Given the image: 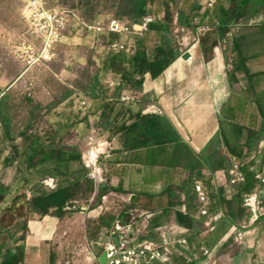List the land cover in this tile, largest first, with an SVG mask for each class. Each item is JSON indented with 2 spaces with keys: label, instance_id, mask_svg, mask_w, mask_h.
<instances>
[{
  "label": "crops",
  "instance_id": "crops-1",
  "mask_svg": "<svg viewBox=\"0 0 264 264\" xmlns=\"http://www.w3.org/2000/svg\"><path fill=\"white\" fill-rule=\"evenodd\" d=\"M171 1L180 11L179 30L184 28L199 38L193 45L192 58L185 61L170 44L159 43L157 46L174 49V61L156 79L145 75L142 88L136 90L140 99L137 103L125 104L119 113L114 109L115 115L120 116L117 125L132 123L136 114H148L147 108L155 105L172 121L196 156L219 133L221 120L253 129L259 134V140L251 149L245 146L241 156H232L223 148L231 161L235 159L242 164L245 182L229 190L226 169L213 171L207 167L201 169V178L192 182L191 171L183 166L151 162L169 160L170 150L160 156L147 150L125 151L122 133L108 131V138L95 141L93 137L102 153L103 174L96 181L90 180L94 195L89 205L79 207V202L73 200L68 205L74 210L67 211L63 218L52 213L43 216L33 213L26 222L24 240L17 243L24 246L23 264H50L51 258L53 264H100L103 246L111 241L117 222H128L127 218L124 223L126 213L118 218L117 207L153 214L136 225L133 243L161 242L159 229L165 228L169 242L180 238L189 241L187 249H183L185 262L202 264L196 262L194 249L200 246L201 252L205 242L214 240L220 249L228 239L233 236L236 239L233 231L236 226L242 239L227 246L237 245L239 249L240 257L233 262L249 264L248 256L260 255V264H264V183L256 177L264 173V0H218L213 8L206 7L208 0ZM159 2L172 6L169 0ZM151 9L149 6L148 13ZM157 23L163 24L168 32L152 29L150 32L163 35L170 32V22ZM237 26L240 30L231 38L229 34ZM202 27H207V31L200 34ZM91 130L94 132V127ZM246 136L247 130L243 142ZM16 169L14 160L0 163V188L5 192L0 207L6 202V207L10 206L13 196L9 201L8 197L18 188ZM83 173L88 175L86 169ZM196 182H201L210 193L209 210L214 212L207 218L197 210ZM101 192L104 195L99 204L93 206ZM250 196L257 197V210L245 205V199ZM3 243L5 248L14 246L12 240L0 238V244ZM174 248L181 249V246ZM192 254L193 258L188 257ZM242 255L247 258L241 259ZM1 261L0 256V264Z\"/></svg>",
  "mask_w": 264,
  "mask_h": 264
},
{
  "label": "rangeland",
  "instance_id": "rangeland-1",
  "mask_svg": "<svg viewBox=\"0 0 264 264\" xmlns=\"http://www.w3.org/2000/svg\"><path fill=\"white\" fill-rule=\"evenodd\" d=\"M27 1L0 0V99L4 95L8 96L5 112L11 118L9 140L4 138L0 120V163H4L6 159L16 161L19 185L16 191L8 197V201L11 196L21 200L17 205V210L15 208L12 214L6 213L7 202L0 207V223L7 222L9 226L6 230L0 231L2 240L6 239L9 234L18 237L25 232L22 227L26 226L27 220L32 217L26 204L30 202L32 191L37 189L35 186L37 182L42 184L43 180L54 178L58 186L72 188L71 201L79 202V207L89 205L94 195V186L88 175L85 176L83 173L85 172L83 163L77 161L47 162L44 165L26 169L24 159L27 153L24 139L37 136L43 144L52 145L55 150H60L67 155L84 154L83 152L86 153L90 147L91 137L99 141L109 137L108 131L118 130L120 126L117 125V121L120 116L115 115L114 109L117 108L118 113L125 109L126 103L122 102L120 97L125 89L131 88L127 86L119 89L123 85L122 81L120 86L113 88L109 86L108 81L120 75L108 67V60L111 56L107 50L108 43L117 41L127 45L134 44L136 49L139 44L150 53L159 43L170 44L176 49L179 58L195 44V35L188 31L182 32L177 26L180 23V11L176 9L175 3L169 0L172 6L167 7L159 0H151L149 6L152 7V12L148 14L156 16L158 21L169 17L170 32L168 34H157L149 30L141 36L111 35L98 42L94 36L76 27H69L63 33L61 42L55 49V58L51 62L27 69L18 51L20 43L30 38L21 15ZM84 1L43 0L48 10L72 11L87 23H107L111 19L129 21L117 16V9L112 7V2L106 0H92L93 11L90 16H86V8L82 5ZM187 18L189 20V16ZM125 56L124 66L129 68L132 56L126 54ZM81 98L89 101L90 108L86 112L80 111L76 105ZM138 100H140L139 95ZM100 111L102 113L98 115ZM92 127H94V132L91 130ZM90 131L93 133L91 137ZM14 148L16 154H19L17 158L13 156ZM42 187L43 190L49 191L44 188L43 184ZM101 198L97 196V201L93 203V206L99 204ZM129 212L128 207H117L116 214L120 219V214L126 213L129 220ZM213 212L214 210H209V215ZM138 214L142 213L138 212ZM144 218V216H139L136 225H140ZM233 239H228L226 245L220 249L216 247L215 240L210 243L205 242V248L209 250L210 256L201 253L200 246H198L197 250L194 249V253L197 252L196 262L235 264L234 262L240 257L239 249L236 248L237 245H234V248H227L228 244L237 242ZM6 244L11 245L9 241ZM189 248L190 251L192 247L189 245ZM183 249L182 246L181 249H175L171 264H189L185 262L187 260L184 257L185 249ZM188 257L193 258V254ZM245 258L247 256H241V259ZM248 258L249 264H260V255L248 256Z\"/></svg>",
  "mask_w": 264,
  "mask_h": 264
},
{
  "label": "trees",
  "instance_id": "trees-1",
  "mask_svg": "<svg viewBox=\"0 0 264 264\" xmlns=\"http://www.w3.org/2000/svg\"><path fill=\"white\" fill-rule=\"evenodd\" d=\"M112 2V7L117 9L116 15L120 18H126L131 23H138L144 16L148 14L149 3L151 0H106ZM92 0H85L82 4L86 8L85 15L90 16L93 11ZM166 22H170L169 17ZM150 29L167 33L163 24L155 23ZM175 51L172 47L157 46L150 53L142 45H137L134 56L130 58L129 68L124 66L126 56L124 53L111 55L108 60V67L121 77L122 87H129L134 90L142 88L144 77L150 74L153 79L158 78L172 64L175 59ZM247 73L248 69H245ZM8 96L4 95L0 99V120L4 138L10 139V123L11 118L6 113V104ZM135 120L130 124H122L117 132L122 133V145L125 151L147 150L151 154H158L171 151L169 160L158 162L151 160L152 163H162L172 166H183L191 171L192 182L201 178V169L207 167L213 171L221 169H229L231 159L229 155L224 154L223 148L232 156H241L244 147L251 149L259 140V134L253 129H246L243 125L231 121L221 120L220 131L207 144L200 156H196L189 146L184 143L181 135L176 129L172 121L163 115L158 114H136ZM247 130V136L243 142L244 132ZM26 141V155L24 165L26 169H32L47 162L66 163V162H82V156L79 154H65L60 150H55L52 145H45L37 136H31ZM14 148V158L16 154ZM44 177V176H43ZM36 190L32 191L30 202H27L28 211L31 214L40 216L52 213L59 218H63L68 212L66 206L70 204L72 196V188L70 186H58L55 190H43L42 184H35ZM5 192L0 188V199ZM104 194L101 192L98 197ZM172 195V194H171ZM20 198H13L10 206L6 209L7 214H12L17 210ZM127 222L125 216L124 223ZM7 222L0 223V231L7 229ZM9 227V226H8ZM26 226L22 227L25 231ZM16 233V232H15ZM6 239L12 240L14 246L6 247L5 243L0 244L1 264H23L24 246L18 244L24 240V233L15 237L9 234ZM2 250H4L2 252ZM53 258L51 263L53 264Z\"/></svg>",
  "mask_w": 264,
  "mask_h": 264
},
{
  "label": "built area",
  "instance_id": "built-area-1",
  "mask_svg": "<svg viewBox=\"0 0 264 264\" xmlns=\"http://www.w3.org/2000/svg\"><path fill=\"white\" fill-rule=\"evenodd\" d=\"M218 0H208L206 7L213 8ZM22 18L25 21L29 39H24L18 48L20 58L24 62L27 69L38 66L40 64L51 62L55 58V49L61 42L63 33L69 27H76L101 42L104 37L111 35H132L141 36L150 30L151 25L158 22V18L154 15L147 14L138 23H131L121 19H111L107 23L95 22L87 23L77 13L72 11H52L48 10L43 0H28L22 10ZM178 15L176 16L177 20ZM196 21V19H195ZM240 30L237 26L229 36L232 38ZM185 32V29H181ZM207 31V27L199 28V33L203 34ZM194 40L197 42L198 37ZM194 47V46H193ZM193 47L189 50L191 53ZM109 54L115 55L124 53L127 56H134L136 47L133 45L123 44L121 42L112 41L107 45ZM192 54V53H191ZM110 87L121 85V77L108 81ZM121 101L126 104H135L138 101V94L132 89H125L120 97ZM80 111L86 112L89 108V101L81 98L76 103ZM146 113L162 115V111L155 105L147 108ZM91 145L82 157L84 168L88 171V177L96 181L103 174V165L101 162L100 146L93 143L90 138ZM261 150L255 154H259ZM228 176L227 188L235 190L237 186L244 183L246 174L242 169V164L235 159L231 161L229 169L226 170ZM257 179L264 183V173H258ZM44 188L55 190L58 185L54 178H47L42 181ZM195 192L197 197L198 211L201 216L209 215L210 193L201 182H196ZM245 205L257 210L259 203L256 196H250L245 199ZM66 211H72L70 205L65 208ZM149 219L153 217L152 213L138 214L137 211L129 212V220L126 224L120 221L114 227L111 233V241L103 246L107 253L106 264H171V259L175 254L174 245L177 243L182 248L187 249L188 241L186 238H180L176 242L171 243L166 237L167 230L160 228L161 242L145 241L133 243L132 236L135 233V225L138 217ZM217 219V217H214ZM172 228V227H171ZM169 228V229H171ZM167 229V227H166ZM173 229V228H172ZM176 229H174L175 231ZM236 232V239L241 240L242 234L237 232V227H233ZM115 237L119 239V245L115 243ZM203 254L210 256L209 250L202 248Z\"/></svg>",
  "mask_w": 264,
  "mask_h": 264
},
{
  "label": "water",
  "instance_id": "water-1",
  "mask_svg": "<svg viewBox=\"0 0 264 264\" xmlns=\"http://www.w3.org/2000/svg\"><path fill=\"white\" fill-rule=\"evenodd\" d=\"M181 58L183 60H185V61H188V60H190L192 58V54L189 51L188 52H185L184 54H182ZM120 222H122V221H120ZM114 240H115V243L117 245H119V239H118V237H115ZM106 261H107V253L104 251L102 253V255L100 256V258H99V263L100 264H106Z\"/></svg>",
  "mask_w": 264,
  "mask_h": 264
},
{
  "label": "bare ground",
  "instance_id": "bare-ground-1",
  "mask_svg": "<svg viewBox=\"0 0 264 264\" xmlns=\"http://www.w3.org/2000/svg\"><path fill=\"white\" fill-rule=\"evenodd\" d=\"M197 48V47H196ZM218 51V50H217ZM218 54V53H217ZM217 56V55H216ZM223 62V61H222ZM178 64H180V63H178ZM219 64V63H218ZM214 65V64H213ZM224 65V64H223ZM182 67V66H181ZM211 68V67H210ZM213 69V68H212ZM174 70V69H173ZM221 70H222V68H221ZM212 73V72H211ZM170 78V77H169ZM215 81V80H214ZM217 81V80H216ZM216 84V83H215ZM212 86V85H211ZM216 87V86H215ZM219 93V92H218ZM219 97V96H218ZM218 99V98H217Z\"/></svg>",
  "mask_w": 264,
  "mask_h": 264
}]
</instances>
